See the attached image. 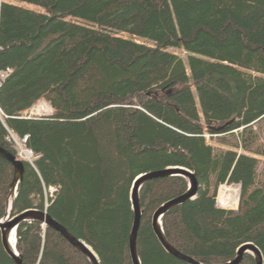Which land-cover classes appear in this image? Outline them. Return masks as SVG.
I'll use <instances>...</instances> for the list:
<instances>
[{"label":"trees","instance_id":"16d2710c","mask_svg":"<svg viewBox=\"0 0 264 264\" xmlns=\"http://www.w3.org/2000/svg\"><path fill=\"white\" fill-rule=\"evenodd\" d=\"M7 69L0 147L17 155L13 132L39 156L36 169L24 163L12 217L47 212L100 264H134L135 180L185 168L197 192L163 216L169 244L201 264H231L247 244L264 258V143L254 129L264 120V0H0ZM41 101L51 116L23 117ZM207 136L236 143L219 151ZM14 178L0 157V220ZM225 184L240 186L237 210L218 204ZM189 189L182 176L142 185L141 264H190L153 228L155 212ZM16 239L22 264H91L38 220L20 223ZM0 264H16L1 231ZM241 264L257 261L245 254Z\"/></svg>","mask_w":264,"mask_h":264},{"label":"water","instance_id":"95a60500","mask_svg":"<svg viewBox=\"0 0 264 264\" xmlns=\"http://www.w3.org/2000/svg\"><path fill=\"white\" fill-rule=\"evenodd\" d=\"M0 157L8 161L10 164H12L15 169V178L13 180V184L11 187V194H10V197H13V202L11 206L9 205L5 218L0 220V231H1L4 247L7 250V252L14 258L16 264H22V259L19 253L17 252L16 248L14 250L11 248V233L15 234L14 241L16 244L17 227L19 226L20 223L29 220L41 221L44 223L45 226H49L55 229L56 231L60 232L73 245V247H75L76 250H78L88 258L91 264H100L98 256L85 242L76 239L65 227H63L58 222L53 220L48 215L47 212L30 210L18 216L12 217V210H13L18 186L19 183L23 180V176L25 172V164L22 161L18 160L17 156H15L14 154H12L11 152L7 151L2 147H0ZM170 176H182L186 178L190 182V189L187 192V194H185L184 196L172 200L171 202H168L166 205H163L160 209H158L155 212L153 216V228L167 252L178 257L179 259L189 262L190 264H201L197 260L185 256L179 251H177L175 248H173L168 243L164 235L163 228L161 226V220L163 216L169 210H171V208L183 204L186 200L192 199L196 195L197 180L195 178V175L194 173H192L191 171L185 168H173V169L170 168L165 171L140 176L135 180L131 192V199L133 202V207L135 212V220H134L133 231L131 235V243H130L131 256L134 264H141L137 254V237L142 221V209H141L140 196H139L140 189L142 185L150 179L159 178V177H170ZM245 254H251L257 261V264H264V258L261 251L257 246L253 244H247L242 246L238 251L237 258L231 264H241Z\"/></svg>","mask_w":264,"mask_h":264},{"label":"built area","instance_id":"2783aa9c","mask_svg":"<svg viewBox=\"0 0 264 264\" xmlns=\"http://www.w3.org/2000/svg\"><path fill=\"white\" fill-rule=\"evenodd\" d=\"M11 69H7L5 71H0V87L2 86V83L8 78V76L11 74ZM53 109L50 106L49 103L46 101H41L37 105H35L32 109L24 112L23 117L24 118H41V117H49L53 114ZM28 136H25L23 138L17 136L15 133L10 132L7 141L10 143V145L16 150L17 152V159L22 161L23 163H28L31 166L35 164V161L39 158L37 154L33 150H31L28 147ZM234 188V189H233ZM56 191L55 188H50L49 192L50 195L52 196L53 193ZM224 191L226 194L230 192L232 196V204H233V209L238 208V196L240 193V187L236 185H230L228 186L227 184L222 185L220 187V194L218 199L219 205H225L224 200L221 199V192Z\"/></svg>","mask_w":264,"mask_h":264},{"label":"rangeland","instance_id":"374dc122","mask_svg":"<svg viewBox=\"0 0 264 264\" xmlns=\"http://www.w3.org/2000/svg\"><path fill=\"white\" fill-rule=\"evenodd\" d=\"M28 6H30V7H32V8H34L33 6H31V5H28ZM36 8V7H35ZM39 9V8H38ZM39 10H41V9H39ZM176 55H178L180 58H182L183 60H185V61H187V59H188V55L190 54L189 52H187L186 50H184V49H174V50H172ZM255 74H259V73H257V72H254ZM51 106V105H50ZM32 109V108H31ZM254 129L258 132V134H259V138H260V142L261 143H264V120L263 121H261L260 123H258V124H256L255 125V127H254ZM236 137V136H235ZM207 138H208V140H209V142H210V144L211 145H213L214 147H216L217 148V150H228V149H230L231 147H230V145H232V144H235L236 143V141H235V138H234V136H230V137H228L227 139H225L226 140V145H224V144H222V143H219L218 142V138H214L213 140H211L210 139V136H207ZM7 139H8V137H7ZM239 142V141H238ZM10 144V143H9ZM33 168H35L36 169V165L35 164H33V166H32ZM261 171H263V167H261L260 168V171L259 172H261ZM228 186H230V185H228ZM234 189V188H233ZM223 193V192H222ZM219 194H220V189H219ZM219 194H218V198H219ZM232 194V193H231ZM231 194H230V192H228L227 194L226 193H224L223 195H221V199H223L224 200V204L225 205H222V204H220V206L221 207H223V208H225V209H229V210H231V209H233V204H232V196H231ZM240 194V193H239ZM9 199H10V197H9ZM9 199H8V208H9ZM239 207V206H238ZM172 209V208H171ZM8 211V210H7ZM6 214H7V212H6ZM6 216V215H5ZM5 216L3 217V218H5ZM2 218V219H3ZM1 219V220H2ZM2 237V236H1ZM169 243V242H168Z\"/></svg>","mask_w":264,"mask_h":264},{"label":"bare ground","instance_id":"6f19581e","mask_svg":"<svg viewBox=\"0 0 264 264\" xmlns=\"http://www.w3.org/2000/svg\"><path fill=\"white\" fill-rule=\"evenodd\" d=\"M222 192H221V195H223L224 193H226L224 191H222ZM12 202H13V197H10V199H9V205L10 206H11ZM14 237H15V234L14 233H11V248L13 250L15 249V246H16L15 241H14Z\"/></svg>","mask_w":264,"mask_h":264}]
</instances>
